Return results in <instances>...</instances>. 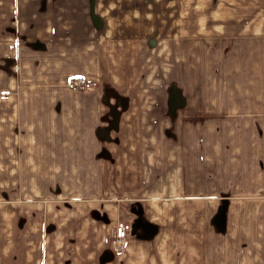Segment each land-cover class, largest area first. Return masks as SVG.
<instances>
[{"label":"crops","instance_id":"crops-1","mask_svg":"<svg viewBox=\"0 0 264 264\" xmlns=\"http://www.w3.org/2000/svg\"><path fill=\"white\" fill-rule=\"evenodd\" d=\"M145 6L0 0V175L41 207L0 227V264H264V8L224 51L227 97L174 86L166 115V86L110 80L151 77Z\"/></svg>","mask_w":264,"mask_h":264},{"label":"rangeland","instance_id":"rangeland-1","mask_svg":"<svg viewBox=\"0 0 264 264\" xmlns=\"http://www.w3.org/2000/svg\"><path fill=\"white\" fill-rule=\"evenodd\" d=\"M145 1L148 2V6L144 7V16L147 15L145 18L148 17V20L145 19L144 23L147 20L150 26V50L148 52L151 58L149 62L151 77L148 80L140 78L131 80L132 71L135 76L138 74L135 63L133 66L121 63L118 64V68L121 70L118 72L114 70L115 78L110 80L117 82V87H120L122 93L128 87H132L131 82L135 87L166 86L168 89L165 98L166 115L169 112L172 113L174 108L180 106V102L183 101L182 96L180 97L177 92L173 93L174 86L187 88L185 91L187 94H182L183 97L196 98L194 103L197 106L206 96L212 97L213 103L220 104L221 99L224 96L227 97L225 87L229 85V81H232L235 86L237 85L236 79L228 80L226 79L228 76L223 74L225 70L224 51H227L231 39L236 38L238 34L239 16L241 15L242 20L248 17L249 9L253 8L251 7L253 0ZM258 3L260 8H264V0H258ZM141 4L142 0H134V8L138 15L142 12ZM146 12L148 14H145ZM135 23L142 25L143 21L139 16L137 19L136 16ZM157 56L160 59V71L161 66H165L164 85L161 80L157 83V78L154 75L158 65ZM174 60L185 61L178 63ZM200 61L205 62L200 63ZM190 74L193 77L198 75L200 78H187L192 77ZM77 79H80L82 83L75 85L73 82ZM69 86L84 87L85 81L76 76L69 80ZM197 88H206L213 93L208 95L188 93L196 92ZM182 93H184L183 90ZM173 95L178 97L176 103ZM118 101H125V95ZM174 103L176 107L173 106ZM166 121L168 122V119ZM15 177L14 175H0V215H2L0 219L3 220L0 222V227L6 234L14 229L15 216H22L29 211L35 213L41 209V207H27L24 204L16 203L19 200L28 203L30 191H14ZM35 196L38 197L37 194Z\"/></svg>","mask_w":264,"mask_h":264},{"label":"built area","instance_id":"built-area-1","mask_svg":"<svg viewBox=\"0 0 264 264\" xmlns=\"http://www.w3.org/2000/svg\"><path fill=\"white\" fill-rule=\"evenodd\" d=\"M75 85L82 83L80 79H77L73 82ZM126 233L123 227L121 226H116L114 229V246L115 248H118L121 246L122 240L124 239Z\"/></svg>","mask_w":264,"mask_h":264},{"label":"water","instance_id":"water-1","mask_svg":"<svg viewBox=\"0 0 264 264\" xmlns=\"http://www.w3.org/2000/svg\"><path fill=\"white\" fill-rule=\"evenodd\" d=\"M173 93H174V94H176V92H175V91H174ZM173 96H174L175 103H176V102H177V98H178V97H177L176 95H173ZM175 103L173 104V106H174V107H176V106H175ZM180 103H181V102H180ZM176 105H177V104H176Z\"/></svg>","mask_w":264,"mask_h":264}]
</instances>
